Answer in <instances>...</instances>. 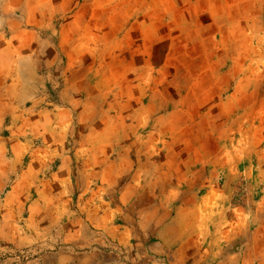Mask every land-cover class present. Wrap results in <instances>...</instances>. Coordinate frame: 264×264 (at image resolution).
I'll use <instances>...</instances> for the list:
<instances>
[{
    "label": "rangeland",
    "instance_id": "374dc122",
    "mask_svg": "<svg viewBox=\"0 0 264 264\" xmlns=\"http://www.w3.org/2000/svg\"><path fill=\"white\" fill-rule=\"evenodd\" d=\"M47 1L0 0V264H264V4Z\"/></svg>",
    "mask_w": 264,
    "mask_h": 264
},
{
    "label": "crops",
    "instance_id": "0c3cea01",
    "mask_svg": "<svg viewBox=\"0 0 264 264\" xmlns=\"http://www.w3.org/2000/svg\"><path fill=\"white\" fill-rule=\"evenodd\" d=\"M71 2H73V0H48L47 1V3H53L55 5L54 12H56V14L58 13V11H62V9L66 11L65 5ZM254 2H256L258 8H260V5L264 4V0H255ZM219 3H223V1L220 0ZM16 10H20V8L18 7ZM8 14L10 15H8L7 17L13 19L14 11H10ZM203 14L205 15L204 12ZM262 18L264 19V16L262 17L259 13L255 16V19H257L258 21L261 20ZM34 28L35 27H32L30 29L34 30ZM261 30L256 29L255 33H257L258 35L262 34ZM36 32H37V35L42 34L41 32L40 33L38 31ZM12 34L14 33L11 32V35ZM15 65H18V64H15ZM8 66L12 67L14 66V64L10 63ZM135 212L136 210L132 209L131 207L126 206L121 210L120 214L114 213L112 215H109V214L105 215L107 223L106 225L102 224L104 227L103 229H99V230H101L104 233L106 240L108 241L110 245L114 244V249L118 247L119 245L125 246L127 244L133 243L136 230L139 232L143 231L145 233L146 231L152 228L155 229L156 225H158L156 221H153L155 223L150 222V223H146L145 225L141 224L137 218L138 214H136ZM134 215L136 216L135 220H134ZM99 217L102 219L101 216ZM112 250L113 249H110V250L108 249L107 251L111 252Z\"/></svg>",
    "mask_w": 264,
    "mask_h": 264
}]
</instances>
